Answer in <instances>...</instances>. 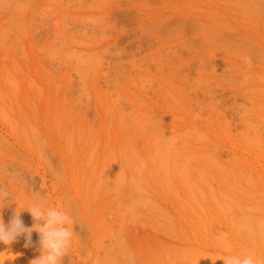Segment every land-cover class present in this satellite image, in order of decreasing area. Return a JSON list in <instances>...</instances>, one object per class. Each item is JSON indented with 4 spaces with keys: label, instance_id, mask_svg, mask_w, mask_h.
I'll use <instances>...</instances> for the list:
<instances>
[{
    "label": "rangeland",
    "instance_id": "rangeland-1",
    "mask_svg": "<svg viewBox=\"0 0 264 264\" xmlns=\"http://www.w3.org/2000/svg\"><path fill=\"white\" fill-rule=\"evenodd\" d=\"M88 60L93 61L89 62ZM85 63L87 64L85 65ZM90 65L91 67H88ZM85 72L86 74H82ZM84 75L88 77L86 78ZM105 96L109 98H107V102L105 101ZM110 96L117 103L113 100L111 101L112 98L110 99ZM112 102L116 104L113 105ZM111 103L113 106H111ZM107 106L109 109L106 108ZM114 106L119 107L116 110L113 109L115 113L119 110L116 114L110 111V108H114ZM119 113L122 116L120 115L119 117ZM67 117L70 118L68 119ZM118 117H122L121 121H119ZM73 123L74 125L77 123V125L74 126ZM70 124L72 125L71 127ZM137 124L141 126L138 129L135 128V126L139 127ZM78 125L80 127V129L78 128L79 132L86 129L84 132H86V135L88 134L87 138H84V132L78 135V130H75ZM73 126L74 129L71 130L70 128H73ZM185 127L192 131L195 129L196 135H193L194 132H192L193 137L190 136V131L186 133V135L189 133V137L184 136L183 131L186 130ZM66 129L70 130L71 142L68 138L70 134L67 133ZM126 133L128 136H126ZM136 133L138 134V139L137 137L133 138L137 135ZM121 134L124 135V138ZM247 134L250 135L251 139ZM65 135H67L68 140H66ZM90 135L95 140V137L97 139L101 138L100 140H96L98 141L96 143L93 140V144L97 145L98 148H92V141H90L92 139L89 140ZM177 135L180 138H175ZM205 135L206 138L203 137ZM79 136H81L82 140ZM110 136L112 138L108 139ZM113 136L116 138L113 139ZM119 137L120 139L123 138V140L127 139L125 137H129L127 140L128 144H121L123 140H120ZM139 137L141 141L138 142ZM252 138L254 142H257L258 139L261 141L262 138L261 142L258 141V144L256 143L259 146L254 145L255 143H253ZM130 139L132 141L134 139V141L132 142ZM198 139L199 142L201 140L200 143ZM184 140H187L186 142L190 141V144L185 143L187 146L184 145ZM250 140H252L251 143L253 145H250ZM105 141L112 145V147H115L111 149L112 151L114 150L116 158H120L118 156L120 153H117L118 148H121L119 145L122 148L127 145L124 149L125 151H129V147L130 150L133 149L128 154L124 150L122 151V148L120 149L121 152H124V155H128V158L123 159V163L120 162L121 164L117 162L119 158L116 159V163L120 165H118L119 167L114 165L113 161L115 158L112 160L114 155L110 153V145L106 144L108 147L103 146ZM85 142L87 143L85 144ZM204 143L206 144L204 145ZM89 145L90 149L93 150L92 152L87 147ZM103 147L106 148L104 149ZM94 148H96V151ZM154 148L158 152L161 148H163V152L165 151L163 153L161 150L160 153H157L155 150L159 155L156 161L158 166L155 164L156 159L151 158L154 157L153 154L157 157L156 153H153ZM164 148L167 150H164ZM179 148L183 150L180 151L178 150ZM134 149L139 150V152H136V154L139 153L137 160H135L136 154L132 153ZM168 150L172 153H170L172 159L170 161L168 160V153L170 152ZM177 150L184 154L187 152L188 156L194 154L193 158H196V155L200 153H204V156H206L208 154L205 155V153H209V151L210 155H213L211 151L215 150L214 152L217 156L214 154L213 158L216 156L218 159H214L213 161L212 156L209 158L213 164H211L209 159L208 161L203 158L204 156L201 158L198 156V159L208 161L211 165H207L209 167L206 166L208 169L210 167H217L216 169H219L218 173L216 169L213 168L211 170L210 168L211 173H216L214 175L211 174L210 179L202 176V173L198 172V174H201L199 176L201 178L205 177L206 181L210 180L213 184V189L220 186L219 189L216 188V191H224L226 188L237 191L236 188L239 186H237L236 181L240 179V174L238 175L236 171L240 170L239 168H243L242 166L246 167V170L243 168L244 170L241 169L238 172L243 173L245 171L248 176L249 173L253 174V176L251 174L253 188L251 184V186L248 185L249 181L247 186L245 185L248 178L245 180L246 174L244 173L245 176L242 174L244 177L241 175L242 179H244L241 180L246 183L243 182L242 185L240 180V187L243 190L248 187V189L244 190L245 193L247 190L249 193L251 192V194L254 193L255 195L252 194L253 197L251 198L248 192L245 195L243 191L244 196L241 198H248L250 202L243 198L244 200H242L245 202L241 200V204L244 203L246 205L243 204L244 207H242L238 203L237 207L241 209L238 210L237 208L235 211L239 214L240 212H244L242 211L243 208H245L243 209L246 210L245 212L248 211L249 213L251 211L253 216L247 214L250 217L252 216V223L254 222L253 217L255 213L257 215L260 213L258 210L262 206L264 207V0H0V218L3 219L5 225L10 223L17 209L18 211H22L20 218L24 222V225L31 227L33 224L32 216L25 209L33 204V198L38 195L49 206L66 212L74 222L71 247L68 250L67 256L62 259L61 264H190L193 258H196L194 260L197 262L194 263L193 261L194 264H203V262L205 264L203 259L209 258V256L204 258V256L200 255L203 258L201 259L200 256L198 258L196 256L200 254L198 250H201L204 254L207 252L205 250L211 251V254H217L218 252V255L215 257L220 262L222 259H219L223 256L245 254L247 252L244 249L251 247L253 248L251 250L255 251L256 249L257 251L252 253L250 250L251 252L249 253L264 259V241L260 240L264 234L259 229L260 227H264V220H262L264 219V208L261 209L263 210L262 215L260 214L262 219L259 214L257 217H254L257 221L258 217L260 218L259 222H254L255 225L256 223L259 224L254 225L258 227L256 229L258 231L255 230L249 219L244 218V220H240L238 218L237 220L244 221V223L246 219L251 225L243 223L246 226L242 230L244 233L246 230L248 235L244 234L243 231L242 234L239 233L240 231L236 234L238 227L235 229V226L239 222L237 225H234L235 222L232 223L234 225L232 228L235 231H228L229 233L227 232L228 234L226 235L227 240H224L225 244L227 243L229 247L228 250L222 246L224 242L222 244H220L221 241L217 243L220 239L217 238L218 240L216 241V238H214L219 234L217 235L216 233L215 235L217 236L211 235L214 233L212 230V233L210 231L206 233L210 230V228H207V230L206 227L204 228L207 231L203 232L204 229L202 230L201 228L203 224L199 225L203 234L197 233L199 231L197 229L195 232V223H198L199 218L202 216L204 218L207 217L201 213H204L205 210L208 213L209 204L213 202L212 200H207V193L209 192V195L213 197L216 193L213 191L212 194H215L212 195L210 191L206 192L205 189L207 197L204 194L205 192H203L204 201H209V203H205L209 207H203V212L200 210L203 203L200 192V199L198 198L199 195H197V198L202 203L196 201L195 199L197 198L194 197V200H189L190 203L194 201L192 205L195 202L200 204V208L194 204L197 207H194L196 208L194 211L198 212L200 210L198 213L201 212V217L200 214L198 217V214L193 212V208H190L191 204L189 206L187 198H185L187 201L183 199L188 192V190H185L186 194L184 196L183 192H181V190L185 189V183L183 184L181 181L178 182L176 180L185 178L184 180L189 182L192 179H190L189 175V178L183 177V172H186L188 169V165L186 164L191 166L192 164L190 163H194L192 161L193 158L190 156L192 158L190 160L189 158L179 157V152H177L179 154L175 157ZM88 151L93 153L94 157ZM107 151H109L108 154ZM151 151L153 153H151L152 156L147 157V154ZM87 153L92 159L86 158ZM97 153L99 154L97 155ZM109 154L112 157L110 162L109 159H106L109 158ZM131 155H133V160L136 162L141 161L140 164L134 161V164L131 165L129 163ZM140 157L145 162V166L142 160L138 159ZM177 157L182 158L184 161L179 158L178 161ZM82 158L84 159L82 160ZM123 158L126 157L123 156ZM150 158L154 161L151 165L148 163L149 160L151 161ZM164 158L170 164L172 161L176 162L171 165L167 164L170 167L172 165L177 166L178 161V165L181 164L182 166L179 168L181 170L178 169L176 174L182 171L180 176H183H179L178 178L175 175L174 177L173 173L167 170L170 167L162 162ZM86 159L87 163L89 162V168L87 167L88 164L85 163ZM100 159L102 160L100 161ZM158 159L161 161L158 162ZM105 160L106 162L108 161L107 164L109 163L107 166ZM124 160H127V164L131 165L129 166L130 168L127 165L125 166L126 161ZM187 160H190L189 163ZM218 160H220V163H218ZM111 161L113 165L109 168L108 166H110ZM120 161H122L121 158ZM168 161L165 162L168 163ZM195 161L198 160L196 159ZM205 161L203 160L204 164H206ZM221 161L224 165L221 164ZM93 163L96 164L95 168L91 166ZM233 163H239L240 167H237L239 165ZM101 164L109 168L108 176H103L105 179L101 177L102 172H100L98 178L97 174L99 172L92 173L94 169L98 171L102 167ZM122 164H124L123 168L126 170L124 173L121 170L122 168H120ZM154 164L159 168L165 164L166 166L163 167H167V169H164L170 173L162 169L163 167L160 170L153 166ZM214 164L216 167L213 166ZM219 164L221 165L219 166ZM83 165H86V167L84 166L86 168L84 170L85 174H81L83 172ZM135 165L136 167L133 170L132 168ZM140 165L141 167L143 165L145 168L150 165L147 167L148 171H150L149 167L152 166V173L154 172L153 167H155L158 171L160 170L159 174L157 175L156 169V175L154 173V175H151L149 174L150 172L145 171L147 168L142 169L143 167L141 168ZM196 165L194 166L196 167ZM194 166L192 169H194ZM222 166L224 167L222 168ZM225 166H230L232 169L228 167V169H231L228 170ZM104 167L102 168L106 169ZM183 167L185 170H183ZM91 168L93 169L91 170ZM111 168L114 169L111 170ZM191 168L189 167L188 173H191ZM197 168H195V171H197ZM220 168L224 172L227 170L231 172H229L230 174H225L222 171L223 177L221 176V172H219ZM135 169L139 174L142 170L140 176L143 177V174L147 175L148 178L145 177L147 179L146 185V179L143 181L142 177L139 178L141 179L139 181L140 184L138 182L135 184L136 181L133 183L130 181V178L134 181V177L137 176ZM175 169L177 168L174 166ZM203 169L200 170L198 168V171L200 170L201 172ZM208 169L206 171H209ZM114 170H117V172ZM174 170L172 171L174 172ZM112 171L115 174L117 173L118 176L115 174L114 176L120 181L115 179V177H113L114 180L110 181V176L113 175ZM161 171H163L162 174H166V172L170 174L169 180L171 178V182L168 183L171 188H177V185H179L177 189L179 193H182L183 198H181V195L179 198L176 192L173 194V189H169L170 192L166 186L167 183L166 185L162 184L161 180L164 178V175H161ZM103 173L106 174V171L103 170ZM123 174L126 177L129 175L128 179ZM227 174L230 176L233 174L234 176L230 177ZM160 175L162 178H160ZM206 175H210V173H206ZM138 176L137 179L135 178L136 180H139ZM107 177L109 183L108 181L106 182ZM253 177L255 178L253 179ZM201 178H199L200 180L198 178V180L195 179L198 181L195 183L205 181V178L203 180ZM219 178H223L221 179L223 182ZM103 179L108 185H105ZM125 179L129 180V184L131 183L132 185L128 184L129 187L128 185L126 186L127 181ZM154 179L161 180L156 182ZM183 179L181 180L183 181ZM97 180L100 182L96 184ZM195 180L187 182L188 185L191 182L194 183ZM216 181L219 183H216ZM110 182L111 185L113 184L112 187ZM231 182L236 185H232ZM179 183L184 188L180 189L181 185ZM222 183H226L224 184L225 186ZM95 184L99 186L94 187ZM148 184L151 186H148ZM207 184H209V181ZM230 184L233 188L230 187ZM143 185L145 186L143 187ZM200 185L198 184L196 187L198 188ZM131 186L133 188L138 187V190L140 189L143 193L138 192V190L132 191L133 188ZM212 186H208V188ZM221 186H224V188L221 189ZM109 187L111 188L109 189ZM166 187L167 190L165 189ZM200 187L199 189H201ZM141 188L149 191L146 192L145 189L142 190ZM164 189L167 193L163 191ZM177 189L175 190L177 191ZM190 189L192 191V188ZM238 189V192H240V188ZM194 190L192 193H198V190ZM150 191L151 193L148 195ZM221 191L219 192L221 193ZM144 193L151 196L152 199ZM189 193L191 194V192ZM222 193L221 196L225 195L224 192ZM236 193L235 197L238 196ZM135 194L137 195L134 196ZM140 194H144L145 197ZM190 194H188L190 197L196 195ZM241 194L239 193V196ZM4 196L9 198L7 204L3 200ZM226 196H223L222 199L226 198ZM139 197L141 200L138 199ZM235 197L232 200L234 199V202H238V198ZM135 198H137L138 203ZM218 198L219 195L217 198H212L213 200L215 199L212 205L214 208L212 206L213 209L209 208V213L210 209L213 210V216L215 213L218 214L219 208L225 205L224 203H227H223L222 201L220 203L219 198V210L217 209L218 212H214L217 208L215 202ZM148 199H151V202ZM156 199L160 203H156L157 201H154ZM180 200L182 202L179 203ZM227 201L229 202V200ZM184 202H187L185 204L189 206L188 208L187 206L183 208ZM136 203L138 207L135 206ZM257 203L262 206L259 208ZM155 204H159L160 208L163 206L164 211L165 209L168 211L169 214L167 211L165 213L168 214V218H171V221L174 217L173 222L175 224L172 225L173 223L171 222V225L170 223L169 225L172 227L171 229L176 230L175 233L171 232V229H169L171 230V235L170 233L168 234L169 231L167 229V231L164 230L167 233L163 232L162 229L165 228V224H168V220H164L166 221L165 223L163 218H167V215H160L163 211L158 208L159 212L162 211L159 213ZM232 204L237 205V203ZM248 204L252 205L247 207L249 206ZM202 206H204V203ZM227 206H230V204H226V207L223 206L222 208H228ZM254 206H257L258 210L256 209L255 211ZM222 208L221 210L225 211L226 215L230 213V208H228L229 212ZM251 208L253 209L251 210ZM233 211V214H230L231 216H235L236 214ZM182 212H187V215L184 213L183 215ZM225 212L217 216L221 217ZM247 214L245 217H248ZM211 215L212 213L208 215L211 217V222L206 224L214 223V225L216 224L215 227L219 229L220 227L218 228V224L215 222L223 217L219 219L215 215V221L213 219L212 222L213 216ZM155 216H159V218L157 217L159 219L158 222H156ZM241 216L239 217L241 218ZM203 217L201 219H204ZM210 217L207 218L209 219ZM160 219L164 225L159 223ZM196 219L199 220L197 221ZM226 219L224 217L218 223L222 226V220L225 221ZM233 219H231V222L234 221ZM204 221L207 222V220ZM226 221L223 222V227L227 231L229 226L226 229V225L229 222L224 226ZM202 222L203 220L200 223ZM181 224L189 231L183 230L184 234L186 231L187 234L189 233L188 235L185 234L188 237H183L182 230L179 231V227L180 229L182 227ZM160 226L164 228L160 229ZM199 226L197 227L198 229ZM189 229L194 231L192 232ZM214 231L218 232L216 229ZM222 232L223 230L221 229ZM256 232L263 235L260 236ZM181 233L182 239H180V236H177ZM223 233L226 234L225 231ZM239 234L241 237L243 234L244 236L240 238ZM245 235L252 237L254 235L253 238H256L254 240L252 237L245 238ZM199 236L201 237L200 239ZM196 237L198 241L195 240ZM183 238L186 239L184 240ZM207 238H210V240ZM244 238L248 239L247 241H250L253 246L251 243L245 242ZM202 239H204V242ZM229 240L232 244H229ZM255 240L258 243L256 248H254L256 245ZM183 241L187 246L192 245L193 247L192 249V247L184 245L187 249H192H189L188 252L185 251L187 255L184 253V256L182 254L184 252L182 248ZM25 243L24 236L18 237L10 245L0 243V264H30L33 259L41 255L39 234L37 232L32 233V243L28 247H25ZM242 243L248 244L244 246V251H240ZM175 244L177 247L179 244L182 245L178 248L179 250L183 249L182 253L177 250ZM194 244L196 246H193ZM173 245L176 247L175 251L177 250L176 252L180 253L169 250V247L172 248ZM233 247L235 249L232 251ZM259 247L260 249H257ZM204 248L205 250H202ZM230 248L232 249L230 250ZM215 250L217 251L216 253ZM236 250L240 252L235 253ZM167 251L169 252V257L173 252L170 258L174 260V263L165 255ZM190 253H195V257L189 258ZM208 254L210 255V252ZM200 260H203V262ZM210 260L212 259L209 258L207 261L211 262ZM207 261L206 263H208ZM216 261L215 263H218Z\"/></svg>",
    "mask_w": 264,
    "mask_h": 264
},
{
    "label": "bare ground",
    "instance_id": "bare-ground-1",
    "mask_svg": "<svg viewBox=\"0 0 264 264\" xmlns=\"http://www.w3.org/2000/svg\"><path fill=\"white\" fill-rule=\"evenodd\" d=\"M82 60H83V59H82ZM88 61H89V60H88ZM92 61H93V60H92ZM92 61H89V62H92ZM77 63H78V62H77ZM81 63H82V62H81ZM81 63H80V64H81ZM83 63H84V62H83ZM94 63H96V62H94ZM86 64H87V63H85V65H86ZM81 65H82V64H81ZM85 65H84V66H85ZM88 65H89V64H88ZM92 65H93V64H92ZM97 65H98V63H97ZM97 65H96V66H97ZM82 67H83V66H82ZM86 67H87V66H86ZM88 67H91V65L88 66ZM79 68H80V67H79ZM95 68H96V67H95ZM80 69H81V68H80ZM89 70H90V69H89ZM91 72H92V71H91ZM82 74H86V72H85V73H82ZM87 75H88V74H87ZM87 75H84V76L87 78V77L89 76V75H88V76H87ZM84 76H83V77H84ZM93 76H94V75H93ZM93 76H91V77L93 78ZM91 77H90V78H91ZM97 92H98V91H97ZM102 93H103V92H102ZM102 95H103V94H102ZM104 95H105V94H104ZM113 97H114V96H113ZM104 98H106L105 101L109 99V98L106 97V96H105ZM107 98H108V99H107ZM111 98H112V96H110V99H111ZM114 98H115V97H114ZM100 99H101V98H100ZM112 100H113L114 102H116L115 99L112 98L111 101H112ZM106 102H107V101H106ZM112 103H113V102H112ZM112 103H111V106L115 105L117 102H116V103H113V105H112ZM102 104H103V103H102ZM104 104H105V102H104ZM109 106H110V105H109ZM106 108H108V106H107ZM116 108H117L116 106H114V108L111 107V108H110V111L113 113V112H114L113 109L116 110ZM118 108H119V107H118ZM118 108H117V109H118ZM104 109H105V108H104ZM108 109H109V108H108ZM106 111H108V110H106ZM118 112H119V110H118ZM118 112H116V113H118ZM114 113H115V112H114ZM116 113H115V114H116ZM120 113H121V112H120ZM120 113H119V115H118L119 117H120V115H121ZM121 116H122V115H121ZM119 117H118V118H119ZM67 118H68V117H67ZM69 118H70V117H69ZM69 118H68V119H69ZM65 119H66V118H65ZM120 119H122V117L119 118V121H121ZM125 119H126V118H125ZM70 120H71V119H70ZM182 120H184V119H182ZM67 121H68V120H67ZM124 121H125V120H124ZM183 122H185V121H183ZM64 123H65V122H64ZM67 123H68V122H67ZM118 123H119V122H118ZM122 123H123V122H122ZM124 123H125V122H124ZM59 124H60V123H59ZM79 124H80V123H79ZM127 124H128V123H127ZM138 124H140V123L138 122ZM138 124H137V125H138ZM142 124H143V123H142ZM60 125H61V124H60ZM63 125H64V124H63ZM73 125H74V123H73ZM76 125H77V123H76L74 126H76ZM140 125H141V124H140ZM140 125H138L139 127H136V126H135V128H137V129L140 128V127L142 126V125H141V126H140ZM71 126H72V125L70 124V127H71ZM74 126H73V128H70V129H71V130L74 129ZM66 128H67V127H66ZM78 128L80 129L79 125H78L77 129H75L76 131L78 130L77 132L80 131ZM83 128H84V127H83ZM142 128H143V127H142ZM137 129H136V130H137ZM185 129H186V130L183 131V132H184L183 135L186 136V137H189V136H188L189 133L186 135L187 132H190V131H191V132H190V133H191L190 136H192V132L195 131V129L192 131V130H189L188 128H186V127H185ZM187 129H188V130H187ZM191 129H192V128H191ZM59 130H60V129H59ZM59 130H58V131H59ZM63 130H64V129H63ZM66 130H67V129H66ZM81 130H82V129H81ZM84 130H86V129H83L82 132H84ZM90 130L92 131V129H90ZM139 130H140V129H139ZM58 131H57V132H58ZM69 131H70V130H67V133H68V134H70ZM91 131H90V132H91ZM72 132H73V131H72ZM82 132H79L78 135H79L80 133H82ZM93 132H95V131H93ZM136 132H138V131H136ZM139 132H140V131H139ZM84 133H85V134H84ZM84 133H83V134L85 135L84 138H85V137L87 138V135H88V134L86 135V132H84ZM119 133H120V132H119ZM181 133H182V132H181ZM181 133H178V134H181ZM58 134H59V133H58ZM73 134H74V133H73ZM108 134H109V133H108ZM126 134H127V133H126ZM136 134H137V133H136ZM139 134H140V133H139ZM176 134H177V133H176ZM76 135H77V133H76ZM81 135H82V134H81ZM94 135H95V134H94ZM121 135H123V134H121ZM121 135H120V137H121ZM140 135H143V134H140ZM193 135H196V133L194 132ZM65 136H66L65 138H67V135H65ZM72 136H73V135H72ZM74 136H75V135H74ZM91 136H92V135H90L89 140L92 139ZM108 136H109V135H108ZM126 136H128V134H127ZM129 136H130V135H129ZM207 136H208V135H207ZM247 136H249V138H250V135H249V134H247ZM258 136L260 137V135H258ZM258 136H256V137H258ZM79 137L81 138V136H79ZM79 137H78V139H80ZM104 137H105V136H104ZM120 137H119V139H120ZM122 137L124 138V135H123ZM130 137H131V136H130ZM136 137H137V139H138V134L135 135V137H133V138H136ZM140 137H141V136H140ZM140 137H139L138 142L141 141ZM192 137H193V136H192ZM192 137H190V138L192 139ZM203 137L206 138V135L203 136ZM203 137H201V138H203ZM259 137H258V138H259ZM59 138H60V137H59ZM62 138H63V137H62ZM68 138H69V141L71 142V141H72V140H71V139H72V138H71V134L68 135ZM68 138H67L66 140H68ZM75 138H77V137H75ZM84 138H83V139H84ZM95 138H96V140H100V139H101L100 137H99L100 139H97V137H95ZM107 138H108V137H107ZM110 138H112V137L110 136L108 139H110ZM114 138H116V137L113 136V139H114ZM123 138L120 139V140H123ZM125 138H127V139H126V140H123V142L119 141V142H121V144H123V145H124V143H125V144H128L127 140L129 139V137H125ZM175 138H180V136L177 135V137H175ZM181 138H182V136H181ZM201 138H199V139H201ZM119 139H118V140H119ZM131 139H132V138H131ZM131 139H130V141H132ZM137 139H136V140H137ZM187 139H188V138H187ZM199 139H198V142H199ZM208 139H209V137H208ZM245 139H247V137H245ZM250 139H251V138H250ZM259 139H260V138H259ZM259 139H258V141H260ZM66 140H65V141H66ZM73 140H74V139H73ZM81 140H82V138H81ZM81 140H80V141H81ZM93 140H95V139L90 140V141H92V145H93L92 148H93V147L98 148L97 145L95 146V145L93 144ZM96 140H95V143L98 142V141H96ZM103 140H104V139H103ZM105 140H106V138H105ZM136 140H135V141H136ZM142 140L145 141L143 138H142ZM182 140H183V139H182ZM204 140H205V139H204ZM204 140H203V141H204ZM252 140H253V138H252ZM252 140H250V145H251V144L253 145V143H255V144H254L255 146H259V145H256V143H257L258 141H257V142H256V141L254 142V140H253V143H251ZM256 140H257V139H256ZM69 141H66V142H69ZM77 141H79V140H77ZM84 141H85V140H84ZM114 141L116 142V140H114ZM124 141H125V142H124ZM130 141H129V142H130ZM133 141H134V139H133ZM133 141H132V142H133ZM173 141H174V140H173ZM173 141H172V142H173ZM175 141H176V140H175ZM186 141H187V140H186ZM186 141L184 140L183 143H184V145L187 146V144H185V143H189V144H190V141H189V142H186ZM246 141H247V140H246ZM261 141H262V138H261ZM261 141H260V142H261ZM70 142H69V143H70ZM73 142H74V141H73ZM110 142H111V141H110ZM132 142H130V144H132ZM198 142H197V143H198ZM200 142H201V140H200ZM200 142H199V143H200ZM247 142H248V141H247ZM86 143H87V142H85V144H86ZM99 143H100V142H99ZM104 143H105V145H104ZM104 143H103V146L108 147L107 145H110L107 141H105ZM134 143H135V142H134ZM136 143H137V141H136ZM141 143H142V142H141ZM141 143H140V144H141ZM176 143H177V142H176ZM191 143H192V141H191ZM89 144H90V143H89ZM106 144H107V145H106ZM112 144H113V143H112ZM130 144H129V145H130ZM189 144H188V145H189ZM202 144H203V142H202ZM202 144H201V145H202ZM205 144H206V143H204V145H205ZM247 144H248V143H247ZM257 144H258V143H257ZM259 144H261V143H259ZM100 145H101V143H100ZM118 145H119V144H118ZM204 145H203V146H204ZM85 146H86V145H85ZM119 146L122 148L121 145H119ZM119 146H118V147H119ZM126 146H127V145H126ZM126 146H123L124 148H122V151L126 148ZM186 146H185V147H186ZM87 147H89V149L91 148L90 145L87 146ZM106 147H105V148H106ZM109 147H110V149H111V148H113V149L115 148V147H112V145H110ZM118 147H117V148H118ZM204 147H206V146H204ZM208 147H209V146H208ZM250 147H251V146H250ZM96 148H94L95 151H96ZM103 148H104V147H103ZM103 148H102V149H103ZM105 148H104V149H105ZM121 148H120V149H121ZM158 148H159V147H158ZM80 149H82V148H80ZM80 149H79V150H80ZM120 149L118 148V150H117L118 152H117V153H118V154L120 153V155H118V156H120V158L122 159V161H120V158L118 157L119 160H117V162H118V163H120V162L123 163V159H127V158H128V157H127L128 155H127V156H126V154L124 155V154H123L124 152H121ZM135 149H136V148H135ZM135 149H134V151L132 152V153H134V154H136V152H139L138 149H137L138 151L135 150ZM186 149H188V148H186ZM213 149H214V148H213ZM258 149H259V147H258ZM90 150H91V152L93 151L92 149H90ZM90 150H89V151H90ZM119 150H120V152H119ZM132 150H133V149L130 150V147H129V151H130V153H131ZM155 150H156V148H154V150H153L154 152H153V153H156ZM161 150H162V152H163V148H161L160 151H161ZM164 150H167V149L164 148ZM178 150L181 151V150H183V149H180V148H179ZM178 150H177L175 153H177V152L180 153V151H178ZM208 150H209V149H208ZM84 151H85V150H84ZM84 151H83V152H84ZM89 151H88V152H89ZM95 151H94V152H95ZM97 151H99V150L97 149ZM113 151H114V150H113ZM113 151H112V149L110 150V153L114 155L113 159H112V157H110V154H109V156H108L109 158H106V157H105V158H106V159H109V162H110L111 159L114 160V158H115V160L113 161V162H114V165H116V167H119L120 165H119L118 163H116V159H118V158H116L117 156H115L116 154H114L115 152H113ZM124 151H125V150H124ZM129 151L127 150V151H125V152H127V154H128ZM156 151H157V150H156ZM160 151H159V152L157 151V153H160ZM169 151H170V150H168V152H169ZM185 151H186V150H185ZM185 151H183V152H185ZM214 151H215V150H214ZM214 151H211V154H213V155H210V151H209V153H205V155H206V154L210 155V157H208V155H206L208 158H207L206 156H204V153H202V154H201V153H200V154H197V155H196L197 157L195 156L196 158H193V157H194V154H192L193 156L189 154L193 159H192L190 156H188L187 152H186L185 154H184V153H180L179 157L181 156L182 158H185V159H187V158H189L190 160L192 159V161H193L195 164H194V163H190V164H192L193 166L197 164L196 167L194 166V169H192V168H193L192 165H191V166H192V168H191V166H190L189 164H186V165H188V166H187L188 169H187L186 172H183L184 176H183V175L180 176V174H182V171H180L179 174H176L177 170H178L179 168H181V166H182L181 164L178 165V164H179V162H178L179 159L183 160L182 158L177 157V158H176V159L178 160V161L176 160V161H177V166H176V165H172V166L170 167V165H171L172 163H173V164L176 163V162L174 163L173 161L171 162V164L169 163V161L172 160L171 157H170L171 154H172L171 151H170L169 153L166 152V153L169 154V155H168V156H169V158H168L169 161H168V160H165V158H164V161H162V162H164L166 165H167V164H170L169 166L167 165V166L170 167V168L167 169V167H166V168L163 167V166H166L165 164H164L163 166H161V168L163 167L162 169L165 168V169L169 170L170 172L173 173L174 177H175V175H177L178 178H179V176H180V177L183 176V177H187V178L190 177V179L192 178L193 180H195V179H197V178L199 179V178H201V177H199V176H201V174H198V172H199V173H202V174H203L202 176L208 177V178L210 179V178H211L210 176H212L211 174H213V173H211L212 171L210 172L209 169L211 168V170H213L214 167H213V168L210 167V168L208 169L207 167H209V166H207V165H210L208 161L210 160L209 158H211V156H212V158L214 157V154H215ZM75 152H76V151H75ZM91 152H89V153H91ZM108 152H109V151H107V154H108ZM162 152H161V153H162ZM164 152H165V151H164ZM164 152H163V153H164ZM213 152H214V153H213ZM95 153H96V152H95ZM103 153H104V152H103ZM140 153H141V152H140ZM151 153H152V151L149 152V153L147 154V157H148V156L151 157L152 154H153V153H152V154H151ZM157 153H156L157 157L155 156V154H153L154 157H151L152 159H153V158L156 159V160H155V164H156L157 158L159 157V155H158ZM163 153H162V155H163ZM170 153H171V154H170ZM179 153L175 154V157H176ZM82 154H83V153H82ZM82 154H81V155H82ZM91 154H92V156L94 157V154H93V153H91ZM98 154H99V153H97V155H98ZM101 154H102V153H101ZM107 154H106V152H105V156H106ZM121 154H122V155H121ZM134 154H133V155H134ZM84 155H86V154H84ZM133 155H131V156L129 157V160H130L129 163H130L131 165H133V164H134V161L137 160V157L139 156V153L136 154V156H135V157H136L135 160H133V157H132ZM173 155H174V153H173ZM182 155H183V156H182ZM215 155L217 156V154H215ZM87 156H88V157H87ZM92 156H91V157H92ZM123 156L126 157V158H123ZM163 156H165V154H164ZM186 156H187V157H186ZM198 156H199L200 158H201L202 156H204L203 158H205L206 160H208V159H209V160H208L207 162L205 161V159H201V160H200V159H198ZM216 156H215V158H213V161H214V159H215V160L218 159ZM102 157H103V155H102ZM102 157H101V158H102ZM238 157H239V156H238ZM86 158H90L89 155H88V153H87V155H86ZM97 158H98V156H97ZM151 158H150V159H151ZM161 158H162V157H161ZM178 158H179V159H178ZM83 159H84V158H82V160H83ZM90 159H92V158H90ZM102 159H103V158H102ZM102 159H100V161H101ZM131 159H132V161H131ZM138 159H139V160H140V159L142 160L141 157L138 158ZM145 159H146V158H145ZM152 159H151V161H152ZM162 159H163V158H162ZM196 159H197L198 161H200V162L195 161ZM103 160H104V159H103ZM158 160H159V159H158ZM173 160H174V156H173ZM190 160H189V161H190ZM203 160L205 161L206 164H204ZM262 160H263V157H262ZM88 161H89V159H88ZM95 161H96V159H95ZM124 161H126V164H125V162H124L125 166H126V165H127L128 167L131 166L130 164H127V162H128L127 160H124ZM147 161H148V160H147ZM151 161L149 160V162H148V163H150V165L154 162V161H152V162H151ZM160 161H161V160H159L158 162H160ZM165 161H168V163L165 162ZM183 161H184V160H183ZM189 161L187 160L188 163H189ZM219 161H220V160H218V163H220ZM105 162H106V160H105ZM107 162H108V161H107ZM107 162H106V166L109 164V163L107 164ZM131 162H132V163H131ZM135 162H136V161H135ZM140 162H141V161H140ZM140 162L138 161V162H136V163H137V164H138V163L140 164ZM142 162H143V160H142ZM180 162H181V161H180ZM196 162H197V163H196ZM202 162H203V163H202ZM210 162H211V164H213L212 160H210ZM215 162H216V161H215ZM236 162H237V159H236ZM85 163H86V164L89 163V162L87 163V159L85 160ZM90 163H91V162H90ZM101 163H102V162H101ZM103 163H104V161H103ZM136 163H135V164H136ZM144 163H145V162H143V165H144ZM148 163H147V164H148ZM200 163H202V164H200ZM207 163H208V164H207ZM223 163H225V162H223ZM91 164H92V163H91ZM104 164H105V163H104ZM120 164H121V163H120ZM124 164H122V167H120V168H122L121 170H122L123 173H124V171H126L125 168H123V165H124ZM137 164H136V165H137ZM155 164H154L153 166H155ZM160 164H161V163H160ZM160 164H159V166H160ZM199 164H200V165H199ZM221 164H222V161H221ZM221 164H219V166H220ZM233 164H235V163H233ZM233 164H231V165L233 166ZM236 164H237V163H236ZM236 164H235V165H236ZM93 165H94V166H93ZM93 165H91V166H92L93 168H95L96 164L93 163ZM101 165H102V167L105 166V165L103 166V164H101ZM112 165H113V163H112V161H111V164H110V166H108V167L110 168ZM118 165H119V166H118ZM136 165L133 166V168H132L133 170H134V167H136ZM143 165H142V167H143ZM150 165H148V166H150ZM156 165L158 166V164H156ZM186 165H185V168H186ZM198 165H199V166H198ZM204 165H205V166H204ZM222 165H224V164H222ZM235 165H234V166H235ZM237 165H239V163H238ZM84 166L86 167V165H83V167H84ZM88 166H89V164L87 165V167H88ZM137 166H138V165H137ZM144 166H145V165H144ZM146 166H147V165H146ZM148 166H147V167H148ZM157 166H155V167H157ZM174 166H175V168H177V169H175L176 171L174 170ZM178 166H180V167H178ZM183 166H184V164H183ZM197 166H198V168H199L200 170L203 169V168L205 169V167L207 166L206 169H208L209 171H206V169H205V170L203 169V170L200 172V170L198 171ZM202 166H204V167H202ZM210 166H211V165H210ZM213 166H215V164H214ZM83 167H82V171H83V172H82L81 174H85V171H84V170H85L86 168H85V167L83 168ZM102 167H100V169H99L100 171H99V170L97 171V169H96V170L94 169V170H95V171H94V170H92L93 168H91V170L93 171L92 173L99 172V174H97V178H98V176L100 175V172H102V176H101V177H103V176L106 177V175L108 174V169H109V168H108V167H104V168H106V169H103ZM140 167H141V165H140ZM142 167H141V168H142ZM147 167H146V168H147ZM151 167H152V166H151ZM151 167H149V168H150V171H148V168H147V170H145V171H148V172H150L149 174L154 175L156 169L159 168V167H157L156 169H155V167H153V168H154V172H153L154 174L151 172ZM189 167L192 169V170H191V173H188ZM215 167H216V166H215ZM223 167H224V166H222V168H223ZM225 167H226V166H225ZM228 167L232 169V167H230V166H228ZM228 167H226V169H228ZM237 167H240V165L237 166ZM242 167L244 168V166H242ZM88 168H89V167H88ZM129 168H130V167H129ZM146 168L143 167L142 169H146ZM161 168H159V169L161 170ZM183 168H184V167H183ZM185 168H184L183 170H185ZM195 168H197V171H195V170H196ZM216 168H217V167H216ZM216 168H214V169H216ZM243 168H239L240 170H237V171H236V172L238 173V175L240 174V176H241L243 173L246 174L245 171H244L243 173H242V172H240V173L238 172V171H241V169H243ZM245 168H246V167H245ZM245 168H244V169H245ZM112 169H114V168H111V170H112ZM136 169H137V168H136ZM136 169H135V170H136ZM165 169H164V170H165ZM170 169L174 170V172H173L172 170H170ZM220 169H221V168H220ZM224 169H225V168H224ZM231 169H228V170H231ZM244 169H243V170H244ZM246 169H247V168H246ZM246 169H245V170H246ZM250 169H251V167H250ZM80 170H81V169H80ZM103 170L106 171V174L103 173ZM129 170H130V169H129ZM160 170H159V171H160ZM167 170H165V171H167ZM179 170H181V169H179ZM216 170H217V169H216ZM218 170H219V169H218ZM218 170H217V173H218ZM228 170H227L226 172H224L223 169H221L219 172H221V174H222V171H223V173H225V174L231 172V171L228 172ZM243 170H242V171H243ZM251 170H252V169H251ZM114 171H115V170H114ZM114 171H112L113 175L110 176V177H111V180H110V181H112L113 177H115V179H117L116 176H114V174H115ZM136 171H137V170H136ZM138 171H139V168H138ZM138 171H137V173L134 171V173H136L137 176H138V175L140 176L142 170L140 171V174H139ZM145 171H143V172L145 173ZM152 171H153V170H152ZM159 171H158V169H157V171H156L157 175L159 174ZM165 171H164V173H165ZM193 171H194V172H193ZM203 171H205V172H203ZM110 172H111V171H110ZM115 172H117V170H116ZM119 172H120V170H119ZM143 172H142V173H143ZM162 172H163V171H161V175H162V176L164 175V178H162V176L160 175V178H162V180H161V179H159V180L157 179L158 181L155 180V179H156V178H155L156 176L154 177V178H155L154 180H155L156 182H159V181L161 180V181H162V184H165V185H166V183H167L166 186L168 187V190H169V189H171V190L173 189V190H172L173 194H174V192H176V193L178 194V197L180 198V197L182 196V195H181L182 193H179V191H178V189H177L179 185H177V188H173V187L171 188L170 185H169V183L171 182V181H170L171 178H170V180H169V175H170V174H167L168 171L166 172V174H162ZM170 172H168V173H170ZM178 172H179V171H178ZM252 172H253V171H252ZM130 173H132V172H130ZM172 173H171V175H172ZM185 173H186V176H185ZM195 173H196V175L194 176ZM206 173H208V174L210 173V175H206ZM237 173H236V174H237ZM255 173H256V172H255ZM125 174H126V172H125ZM125 174H123V175H125ZM146 174H147V173H146ZM190 174H193V175H190ZM214 174H216V173L214 172ZM214 174H213V175H214ZM219 174H220V173H219ZM225 174H224V175H225ZM229 174H230V173H229ZM229 174H227V175H229ZM233 174H234V173H233ZM233 174H231V176H230V175H229V176L232 177V176H234ZM244 174H243V175H244ZM251 174H252V173H251ZM251 174L249 173V176H248V174H246L245 180L248 178V179L246 180L247 183H246L245 181H243V182L246 183V184H245L246 186H247V184H248V181H249V184H248V185H250V184L252 185V181H253V180H252V176H253V174H252V176H251ZM115 175H117V173H116ZM131 175H132V174H131ZM133 175L135 176V174H133ZM155 175H156V174H155ZM166 175H168V176H166ZM188 175H189V177H188ZM197 175H198V176H197ZM227 175H226V176H227ZM243 175H242V176H243ZM257 175H258V174H257ZM83 176H84V175H83ZM107 176H108V175H107ZM117 176H118V175H117ZM120 176H121V174H120ZM137 176L134 177V181H132L133 179L130 178V181H131L132 183L136 181L135 184H137V182L140 184L139 181H140L141 179H139V178H141L142 176H140V177L138 176V179H139V180H136V179H137ZM177 176H176V178H177ZM221 176H223V174H222ZM226 176H225V181H226ZM229 176H228V177H229ZM235 176H236V175H235ZM240 176H239L240 179L236 176V178L239 179V180L236 179V180H237V181H236V184H237V186H239V187H237V188L234 187V188H236L237 191H235V189H230V190H229V189H227V188L224 189V191H223V190H222V191H221V190L216 191L217 189L220 188V186L217 185V186H218V187H216L217 189H216V188L213 189L214 187L212 186V185H213L212 182H210V180H207V181H206V178H205V177H204V178H205V181H206V182H205V181H204V182L200 181L199 183L196 184L195 182H198V181L195 180L194 183L191 182V183L189 184L190 186L192 185V187H190V186L188 185V183H189L190 181H193L192 179H191V180H190V179H187V180H190L189 182L187 181L188 183L186 182V180H184L185 178H184V179H183V178H180L179 180H178V179H176V180H177L178 182L181 181V183H183V184L185 183V184H184V185H185V186H184L185 189L181 190V192H183V196L186 194V193L184 192L185 190H188V192L186 191L187 194L184 196V198H183V196H182L181 198H183L184 201H187V200H188V204H189V206H190V204H191L190 208H191V207L193 208V212L197 213V214H198V217H199V214H200L201 212H203V210H204V208H205V206H206L205 203H206L207 201H206V202L204 201V195H203V192H205V189H206V192L210 191L211 194H212L213 191L216 193V194L213 193L212 195H214V194L217 195V194L219 193L218 195H219L220 201H219V198H218V200L216 201L218 204L215 202V204L217 205V208L215 207L216 210H214V212H218V210H219V209L221 210V208H222L223 206L226 207V204H227V205L230 204V206H227L228 208H230V209H229V210H230V213H227V215H226V212H225V211H223V210L220 211V210H219V212H218L219 215H221V213L223 214V212H225V214L221 216V217H223V218L217 216L218 214H216V213L214 214V216L216 215L217 217H216V216H215V217H216V218H219V219H220V218H221V219H224V217L227 218V219H226L227 221L225 220L226 223L224 224V226L227 224V222H229V223L226 225V226H227L226 229L228 228V226H229V228H231V229L228 228L227 231L224 229L225 227H223V222H225L224 220H222V222H221V223H222V226L220 225V223H218V221L220 222L221 219H220V220L217 219L218 221L215 222V223L218 224V225H217L218 228H219V227H220V228L223 227V228H221V229L223 230V232L225 231V232H226V235H227V234L230 232V230H234L232 227H234V225H237L238 222H239L238 225L235 226V229H236V227H238V230L236 229V234H237L238 231H240L239 233L242 234V231L245 229V226H246V225H244V224H246V223H247V225L250 224V223H248V221H246V219H245V223H244V221H243V222L240 221L241 219L244 220V218L249 219V221H251V224H253L252 226H253V227L255 228V230H256L258 227H255V226H256V225H259V224L256 223V225H255L254 222H259L260 218L258 217V221H257V220L254 219V217H257L258 214L260 215L261 213L264 212L263 210H261V209L264 208V207H263L262 205H258L259 203H257V206H258L259 208H260L261 206H262V207H261L260 210H258V209H257L258 207L256 206V207H257V208H256V207L254 206V207H255V211H256V209H257L258 211H260V213H258L257 215H256V213H255V216L253 217V221H254V222L252 223V219H251V217H252L253 215H252L251 211H249V213H248V211L245 212L246 210H243V209H245V208L242 209V211H244V212H240V214L237 213V212L235 211V209L237 210V208H238V207H237V206H238V203L240 204V206L242 205V207H244V205H246V204H244V203H243L244 205L241 204V203H242L241 200H242L243 198H245V197H243V198H241V197L244 196V194L247 195V194L249 193V191H247V190H246V193H245V191H244L245 189H248V187L245 186V187H246V188H245L244 186H242V187L245 188L244 190L240 187V186H241L240 180L242 179V176H241V177H240ZM244 176H245V175H244ZM244 176H243V177H244ZM247 176H248V177H247ZM250 176H251V177H250ZM101 177H99V178L101 179ZM104 177H103V178H104ZM110 177H109V178H110ZM124 177L128 179L129 175H128L127 177H126V175H125ZM145 177L148 178L147 175L145 176V174H143V177H142V178H143V181H144V179H146ZM151 177H152V176H151ZM158 177H159V176H158ZM166 177H167V180H166ZM194 177H195V178H194ZM216 177H217V176H216ZM223 177H224V176H223ZM135 178H136V179H135ZM204 178H201V180H203ZM208 178H207V179H208ZM213 178L215 179V177H213ZM213 178H212V179H213ZM254 178H255V177H253V179H254ZM100 179H99V180H100ZM104 179H105V178H104ZM104 179H103V181H104ZM122 179H123V178H122ZM131 179H132V180H131ZM151 179H152V178H151ZM163 179H165V180H163ZM174 179H175V178H174ZM181 179H183V181H182ZM198 179H197V180H198ZM214 179H213V180H214ZM221 179H223V178H221ZM221 179L219 178V180H221ZM229 179H230V178H229ZM232 179H233V178H232ZM243 179H244V178H243ZM243 179H242V180H243ZM257 179H258V178H257ZM113 180H114V179H113ZM117 180H119V179H117ZM125 180H126V179H125ZM125 180H123V181H125ZM154 180H152V181L154 182ZM168 180H169V181H168ZM172 180H173V179H172ZM199 180H200V179H199ZM234 180H235V177H234ZM242 180H241V182H242ZM259 180H260V179H259ZM97 181H98V180H97ZM107 181H108V177H107L106 182H107ZM119 181H120V180H119ZM126 181H127V182H126ZM126 181H125V182L127 183V184H126V186H127V185L129 184V182H128L129 180H126ZM149 181H150V180H149ZM164 181H165V183H163ZM174 181H175V180H174ZM184 181H185V182H184ZM208 181H209V184L206 185V183H207ZM221 181L223 182V180H221ZM221 181H220V182H221ZM230 181H231V180H230ZM232 181H233V180H232ZM250 181H251V182H250ZM99 182H100V181L96 182V184L99 183ZM115 182H116V180H115ZM168 182H169V183H168ZM172 182H173V181H172ZM201 182H202V183H201ZM217 182H218V181H216V183H217ZM234 182H235V181H234ZM237 182H238V183H237ZM243 182H242V185H243ZM104 183H105V181H104ZM104 183H103V186H104ZM108 183H109V181H108ZM108 183H105V185H106V184L108 185ZM123 183H124V182H123ZM146 183H147V179H146L145 185H146ZM148 183H149V182H148ZM181 183H179V184L181 185ZM210 183H211V185H210ZM218 183H219V182H218ZM229 183H230V182H229V180H228V184H229ZM232 183H233V182H231V184H232ZM96 184H95L94 187H98V186H99V185H96ZM118 184H119V183H118ZM130 184H131V183H130ZM130 184H129V185H130ZM149 184H150V183H149ZM149 184H148V186H151V185H149ZM151 184H152V182H151ZM157 184H158V183H157ZM193 184H194V186H195V190H194V186H193ZM198 184H199V185L201 184V185H200L201 187L199 186L201 189H199V187H198V188L196 187V185L198 186ZM224 184H226V183H224ZM224 184L222 183V185H224ZM231 184H230V187H231ZM236 184H232V185H236ZM110 185H111V182H110ZM129 185H128V187H129ZM131 185H132V184H131ZM145 185H143V187H144ZM160 185H161V182H160ZM165 185H164V186H165ZM187 185H188V186H187ZM205 185L207 186V188H208V186H212L211 188H212L213 190H212L210 187L208 188V189H209V190H208L207 188H205V187H206ZM251 185H250V186H251ZM112 186H113V184L111 185V187H112ZM164 186H163V187H164ZM186 186H187V187H186ZM202 186H205V187H202ZM224 186H225V185H224ZM224 186H223V187L221 186V189H223ZM226 186H227V185H226ZM111 187H109V189H110ZM131 187H132V186H131ZM131 187H130V188H131ZM141 187H142V186H141ZM167 187L165 188L166 190H167ZM180 187H181V188H180ZM180 187H179L180 189L184 188V187H182V185H181ZM188 187H189V188H192V191H191V189L189 190ZM230 187L228 186V188H230ZM254 187H255V186H254ZM106 188H107V186H106ZM116 188H117V187H116ZM132 188H133V187H132ZM135 188H136V189H135ZM139 188H140V187H139ZM152 188H153V186H152ZM155 188H156V187H155ZM186 188H187V189H186ZM202 188H203V189H202ZM231 188H233V187H231ZM238 188H240V192H238V191H239ZM252 188H253V185H252ZM102 189H103V188H102ZM141 189H142V188H141ZM144 189H145V188H144ZM144 189H142V190H144ZM165 189H164L163 191H166ZM175 189H177V191H176ZM180 189H179V190H180ZM210 189H211V190H210ZM241 189H242V191H241ZM249 189H250V188H249ZM99 190H100V189H99ZM106 190H107V189H106ZM130 190H131V189H130ZM130 190H129V191H130ZM134 190H138V187H134L132 191H134ZM145 190H146V189H145ZM154 190H155V189H154ZM154 190H153V192H154ZM174 190H175V191H174ZM193 190H194V191H197V190H198V191H197L198 193L195 192V194H196V195H195L194 193H192ZM201 190H203V191H201ZM225 190H226V191H225ZM233 190H234V191H233ZM251 190H252V189H251ZM251 190H250V191H251ZM253 190H254V189H253ZM103 191H104V190H103ZM129 191H128V192H129ZM132 191H130V192H132ZM139 191H140V189L138 190V192H139ZM148 191H149V190H148ZM148 191L146 190V192H148ZM169 191H170V190H169ZM219 191H221V193H220ZM227 191H229V192H227ZM231 191H233V192H231ZM243 191H244V194H243ZM135 192H137V191H135ZM135 192H134V193H135ZM156 192H158V191H156ZM170 192H171V191H170ZM189 192H191V194H190ZM199 192H200V195L203 196V197L201 196V198H203V199H201V200H203L204 206H202V205H203L202 201L198 200V198L200 199ZM206 192L204 193L205 196H206ZM222 192L225 193V195H223L224 197H225L226 195H228V196H230L231 198L228 197V196H226V198L228 197L227 199H226V198H223V199H222V197H223V196H221V195L223 194ZM226 192H227V193H226ZM234 192H235V193L237 192L236 195H238V196L235 197V193H234ZM241 192H242L243 195L241 194ZM247 192H248V193H247ZM140 193H143V191H140ZM150 193H151V191L149 192V194H148V193H147V194L150 195ZM163 193H164V192H163ZM163 193H162V194H163ZM166 193H167V191H166ZM168 193H169V192H168ZM230 193H231V195H232L233 197H232L231 195H229ZM232 193H234V194H232ZM239 193L241 194L240 196H239ZM144 194L146 195V193H144ZM144 194H143V195L140 194V195H142L143 197H145ZM158 194H160V193H158ZM188 194H190V195H195V196L190 197ZM252 194L255 195L254 193H252ZM252 194H251V192H250L248 195L252 198V197H253ZM125 195H126V194H125ZM125 195H124V196H125ZM136 195H137V194H135L134 196H136ZM148 195H146V196L151 198V196H148ZM152 195H153V193H152ZM160 195H161V194H160ZM180 195H181V196H180ZM197 195H199L198 198H197ZM215 195H214V197H213V196L209 195V192H208V193H207V196H208V197L206 196V197H207V200L209 199V201L212 200V201L214 202L215 199L213 200L212 198H217V197H218V195H217L216 197H215ZM128 196H129V195H128ZM156 196H157V195H156ZM172 196H173V195H172ZM172 196H171V197H172ZM220 196H221V197H220ZM132 197H133V196H132ZM163 197H164V196H163ZM166 197H167V196H166ZM166 197H165V198H166ZM173 197H174V196H173ZM176 197H177V195H176ZM189 197H190V198H189ZM193 197H194V198H197V199H195L196 201H198L199 203H202V205H201L202 209H200V210H202V211H201L200 213H198V212L200 211L199 209H198V210H199L198 212L194 211V209L196 210V208H197L196 205H198V207H199L200 204H198V202H197V203L195 202L194 204H196V205L194 206V204L192 205V202H194V201H191V203H190V201H189V200H194ZM210 197H211V199H210ZM234 197H235V198H238L239 201H238V200H235V201H238V202H234V199L232 200V198H234ZM239 197H240L241 199H240ZM128 198H129V197H128ZM156 198H157V197H156ZM168 198H169V197H168ZM174 198H175V197H174ZM185 198H187V200H185ZM188 198H189V199H188ZM192 198H193V199H192ZM138 199H140V197H139ZM151 199H152V198H151ZM151 199H148V200L150 201ZM153 199H154V198H153ZM183 199H182V200H183ZM221 199H222V200H221ZM224 199H226V200H224ZM245 199H246V198H245ZM125 200H126V199H125ZM128 200H129V199H128ZM135 200L137 201V198H135ZM140 200H141V199H140ZM146 200H147V199H146ZM146 200H144V201H146ZM205 200H206V198H205ZM227 200H229V202H228ZM243 200H244V199H243ZM243 200H242V201H243ZM246 200H248V198H247ZM250 200H251V199H250ZM130 201H131V200H130ZM136 201H135V202H136ZM152 201H153V200H152ZM154 201H157L156 203H160V202H158L157 199L154 200ZM154 201H153V202H154ZM209 201H208L207 203H209ZM212 201H211V202H212ZM218 201H219L220 203H222V202H223V203H224V202H227V203H224L225 205L221 204V205H223V206H221V207L219 208V207H218V205H219V202H218ZM221 201H222V202H221ZM231 201H233V202H231ZM248 201H249V200H248ZM252 201H255V200H252ZM133 202H134V199H133ZM150 202H151V201H150ZM171 202H172V201H171ZM180 202H182V201L180 200L179 203H180ZM213 202H212V204H209L210 207L213 205ZM243 202H245V201H243ZM249 202H250V201H249ZM131 203H132V202H131ZM137 203H138V201H137ZM137 203L135 204V206H137ZM146 203H147V202H146ZM185 203H187V202H184V205H183L184 207H183V208H185V206H187ZM232 203H237V205L235 206V204H232ZM263 203H264V202H263ZM132 204H133V203H132ZM148 204H149V203H148ZM253 204H254V203H253ZM158 205H159V204H158ZM158 205L155 204V206H156V208H157V211H158V208H160V206H158ZM173 205H174V204H173ZM179 205H180V204H179ZM207 205H208V204H207ZM209 205L206 206V207H209ZM231 205H232V206H231ZM248 205H249V206H247V207H250V205H252V204H248ZM254 205H256V204H254ZM131 206H134V205H131ZM174 206H175V205H174ZM189 206H187V208H188ZM137 207H138V206H137ZM194 207H196V208H194ZM203 207H204V208H203ZM210 207H209V208H210ZM212 207L214 208V206H212ZM212 207H211V208H212ZM232 207H233V208L236 207V208L233 209ZM247 207H246V208H247ZM190 208H189V209H190ZM192 208H191V209H192ZM199 208H200V207H199ZM209 208H208V213H207V211L205 210V211H206V215L204 214L205 211H204V213H201V214L204 215V216L210 217V216H208V215H209L210 213H212L211 216H213V212H212V211H213V210H212L213 208L210 209V210H211L210 213H209ZM218 208H219V209H218ZM228 208H222V209H225V210H227V212H229ZM160 209L163 211V213H161V212H162L161 210H160L161 212L158 211L159 213H161L160 215H164V214L167 215V218H163V221H164V220H168V221H167L168 224L166 223V221H164V222L166 223V224H165L166 226H165V228H164V227H161L162 225H164V223H161V222H163V221L160 219L161 221H160L159 223L162 224V225L160 226V229H161V228H164V229H162L163 232H165L164 230L167 229V230L169 231L168 234L170 233V235L172 234L171 232H174V233H175L176 230H175V229H171L172 227L170 226V225H171V222L173 223L172 225L175 224V223L173 222L174 217H173V220L171 221V218H170V219L168 218V214H169L168 211L165 209V211H167L168 214L165 213V211H164V209H163V206H162ZM189 209H188V210H189ZM217 209H218V210H217ZM231 209H233V210L236 212L235 216L232 215L234 219H233L232 216L230 215V214H233V213H232L233 210L231 211ZM239 209H241V208H238V210H239ZM252 209H253V208H251V210H252ZM168 210H169V209H168ZM188 210H187V211H188ZM169 211H170V210H169ZM180 211H182V210L180 209ZM185 211H186V210H185ZM189 211H190V210H189ZM191 211H192V210H191ZM234 211H233V212H234ZM240 211H241V210H240ZM255 211H254V212H255ZM258 211H257V212H258ZM262 211H263V212H262ZM158 212H157V213H158ZM193 212H192V214H193ZM159 213H158V214H159ZM183 213H184V212H182V214H183ZM186 213H187V212H185L184 214H186ZM190 213H191V212H190ZM190 213H189V214H190ZM243 213H244V215H242ZM247 213L250 214V215H252V216L250 217V215H248ZM184 214H183V215H184ZM192 214H191V215H192ZM201 214H200V217H201ZM246 214L248 215L249 218H248L247 216L245 217ZM160 215H159V216H160ZM166 215H165V216H166ZM186 215H187V214H186ZM228 215H229V216H228ZM236 215H237V217H236ZM238 215H239V216L242 215L241 218H240ZM261 215H262V214H261ZM261 215H260V217H261V219H262V216H261ZM159 216H157V217L159 218ZM214 216L212 217V222H213V219H214V221H215V217H214ZM157 217L155 216L156 222H158V220H159V219H157ZM162 217H163V216H162ZM169 217H171V216H169ZM176 217H177V216H176ZM180 217H181V216H180ZM193 217H194V216H193ZM202 217H203V216H202ZM202 217H201V218H202ZM207 217H205L206 219H205L204 217H203L204 219H201V218H199L200 220H199V219H196L197 221L199 220V221H198L199 224H198L197 222L195 223V224L197 225V226L194 225V227H196V228H195V232H196V229H197V230H199V231H197V233H198V232L201 233V228H202V230L204 229L203 232H206V231L208 230L207 228H210V230H208L206 233H208L209 231L212 233V231H213L214 233H213V234L210 233L211 235H214V236H217L218 234L220 235V233H221V229H220V228L217 229V227H215L216 224H215V225H214V223H213V224H212V223L206 224V223H208V222H211V220H210L211 217H210L209 219H208ZM230 217H231V219L234 220V221L232 220L233 222H231ZM242 217H243V218H242ZM185 218H186V217H185ZM196 218H197V215H196ZM228 218H229V219H228ZM238 218H239L240 220H237ZM263 218H264V217H263ZM177 219H178V218H177ZM192 219H193V218H192V216H191V220H192ZM194 219H195V218H194ZM250 219H251V220H250ZM256 219H257V218H256ZM169 220H170V221H169ZM185 220H186V219H185ZM201 220H203L202 223H200ZM204 220H207V222H205ZM208 220H210V221H208ZM228 220H230V221H228ZM235 220H237V221H235ZM262 220H264V219H262ZM187 221H188V220H187ZM156 222H155V223H156ZM188 222H189V221H188ZM204 222H205V224H204ZM234 222H235V224L233 225L232 223H234ZM169 223H170V225H169ZM240 223H241V224L244 223V224L241 225ZM263 223H264V221H263ZM263 223H262V224H263ZM202 224H203V226L200 228V226H201ZM211 224H212L214 227H213ZM229 224H230V225L232 224V225L230 226ZM251 224H250V225H251ZM167 225H168L169 227H168ZM190 225H191V222H190ZM199 225H200V226H199ZM206 225H207V226H206ZM210 225H211L212 227H211ZM219 225H220V226H219ZM239 225H240V226H239ZM250 225H249V226H250ZM254 225H255V226H254ZM181 226H182V224H181ZM188 226H189V224H188ZM198 226H199V229L197 228ZM208 226H210V227H208ZM241 226H242V227H241ZM260 226H261V225H260ZM260 226H259V227H260ZM174 227H175V226H174ZM178 227H179V226H178ZM204 227H206L207 230H206ZM240 227H241V228H240ZM243 227H244V228H243ZM253 227H252V228H253ZM182 228H183V229H182ZM212 228L216 229L218 232L214 231V229H212ZM242 228H243V230H242ZM248 228H249V227H248ZM261 228H262V229H261ZM169 229H171L172 231L169 230ZM176 229H177V228H176ZM185 229H186V228H184L183 226L181 227V229H180V227H179V231L182 230L181 232H183V230L185 231ZM246 229H247V228H246ZM250 229H251V228H250ZM259 229L262 230L261 233L263 232V234H264V230H263L264 227H260ZM167 230H166V231H167ZM173 230H174V231H173ZM186 230H187V229H186ZM189 230H190V229H189ZM191 230H192V229H191ZM191 230H190V231H191ZM211 230H212V231H211ZM248 230H249V229H248ZM260 230H259V232H260ZM170 231H171V232H170ZM177 231H178V229H177ZM187 231H188V230H187ZM187 231H186V232H187ZM193 231H194V230H192V232H193ZM228 231H229V232H228ZM234 231H235V230H234ZM234 231H233V232H234ZM253 231H254V230H253ZM256 231H258V230H256ZM186 232H185V234H187ZM188 232H189V231H188ZM223 232H222V233H223ZM227 232H228V233H227ZM251 232H252V231H251ZM259 232H258V233H259ZM165 233H167V232H165ZM174 233H173V234H174ZM190 233H191V232H190ZM216 233H217V235H215ZM243 233H244V231H243ZM245 233L247 234L248 232H246V230H245ZM245 233H244V234H245ZM256 233H257V232H256ZM258 233H257V234H258ZM261 233H259L260 236L263 235V234L261 235ZM176 234H177V232H176ZM185 234H184V232H183V237H185V236L188 237L187 235H188L189 233H188L187 235H185ZM193 234H194V233H193ZM201 234H203V233H201ZM231 234H232V231H231ZM244 234H243V236H244ZM251 234H252V233H251ZM257 234H256V235H257ZM259 234H258V235H259ZM181 235H182V233H181L180 235L178 234L177 236H180V237H181ZM194 235H196V234H194ZM194 235H193V236H194ZM198 235H199V234H198ZM219 235H218V236H219ZM247 235H248V234H247ZM247 235H245V238H247V237H248V238H249V237H252V236H247ZM249 235H250V233H249ZM254 235H255V234H254ZM254 235H253V237H254ZM204 236H205V233H204ZM204 236H203V237H204ZM218 236H217V237H214V238H216V241L218 240V239H217ZM228 236H229V235H228ZM233 236H234V235H233ZM239 236H240V238L243 237V236L241 237L240 234H239ZM172 237H173V236H172ZM201 237H202V235H201ZM201 237L199 236V239H200ZM207 237H208V235H207ZM209 237H210V236H209ZM226 237H227V236H226ZM234 237H235V236H234ZM236 237H237V236H236ZM253 237H252V238H253ZM263 237H264V235H263ZM263 237L260 238V240L262 239V241H264V240H263V239H264ZM176 238H177V237H176ZM210 238H211V237H210ZM210 238H207V239L210 240ZM229 238H230V237H229ZM231 238H232V235H231ZM245 238H244V239H245ZM255 238H256V237H255ZM255 238H253V240H254ZM180 239H182V237H181ZM183 239L185 240L186 238H183ZM192 239H193V238H192ZM234 239H235V238H234ZM193 240H194V239H193ZM195 240H197V237L195 238ZM202 240H203V242H204V239H202ZM211 240H212V238H211ZM213 240H214V239H213ZM226 240H227V239H226ZM247 240H248V239H247ZM247 240L245 239L244 241L246 242ZM197 241H198V240H197ZM216 241H214V242H216ZM220 241H221V242H220ZM232 241H233V240H232ZM240 241H241V240H240ZM209 242H210V241H209ZM218 242H220V244H222V243L224 242V240H223V241H222V240H219V241H217V243H218ZM226 242H228V241H226ZM229 242H230V240H229ZM247 242H248V241H247ZM258 242H259V241H258ZM260 242H261V241H260ZM176 243H177V242H176ZM182 243H183V246H182L181 244H179L180 246L177 244L178 247L176 246V244H175V246L177 247V250L180 251V252L184 249V252H183V251H182L183 253L181 252V253L183 254V256H184V253H186L185 251L188 252V250L191 249V248L187 249L186 247H189L190 245L187 246L186 244H184V241H183ZM199 243H200V241H199ZM201 243H202V242H201ZM207 243H208V242H207ZM237 243H239V242H237ZM240 243H241V242H240ZM240 243H239V244H240ZM248 243H251V242L249 241ZM255 243H256V240H255ZM205 244H206V243H205ZM205 244H204V245H205ZM229 244H232V243L230 242ZM239 244H237V245L239 246ZM243 244H245V243H242V244H241L242 247L239 246V247H240V251H241V250H242V251L246 250L245 252H247V253H249V252H251V251H252V253H255V252L257 251L256 249H255V251H254V250H251L252 247H251L250 245H249V246H250L251 248H246V249L243 250L244 246L248 245V244H245V245H243ZM257 244H258V243H256V245L254 246V248H256ZM184 245H185L186 247H184ZM213 245H214V244H213ZM215 245H216V244H215ZM225 245H226V246H225ZM235 245H236V244H235ZM251 245L253 246L252 243H251ZM181 246H182L183 249L181 248V250H179L178 248H180ZM193 246H196V245L194 244ZM216 246H217V245H216ZM222 246H224V248H227L226 250L229 249V247L227 246V243L225 244V242H224V245H222ZM222 246H221V247H222ZM232 246H233V245H232ZM258 246H259V245H258ZM171 247H172V246H171ZM176 247H174V245H173L172 248H174V249H172V248L169 247V250L175 251V248H176ZM190 247H192V245H191ZM185 248H186V249H185ZM196 248H199V247H196ZM262 248H263V247H262ZM167 249H168V248H167ZM167 249H166V250H167ZM192 249H193V247H192ZM192 249H191V250H192ZM194 249H195V248H194ZM199 249H201V248H199ZM231 249H232V248H230V250H231ZM234 249H235V248L233 247L232 251H233ZM248 249H249V250H248ZM252 249H253V248H252ZM257 249H260V247L257 248ZM166 250H165V251H166ZM169 250H168V251H169ZM177 250H176V251H177ZM195 250H196V249H195ZM202 250H205V248L202 249ZM250 250H251V251H250ZM168 251H167V253H165V252H164V253H165L166 256H168L169 260H172V258H170V257H171V255L173 254V252L170 254V257H169V252H168ZM176 251H175V252H176ZM198 251H200V254L196 255L198 258L201 257L200 255H202V256H204V258H205L206 256H209V258L212 259L213 261L217 260V257H215V256L218 255V252H217L216 250H215V253L217 252V254H214V253H213L214 255L211 254V251H208V250H205V251H207V252H205V254H204V252H202L201 250H198ZM223 251H224V250H223ZM240 251L236 250L235 253L240 252ZM258 251H259V250H258ZM175 252H174V253H175ZM180 252H176V253H180ZM191 252H192V251H191ZM209 252H210L211 257H210V255L208 254ZM225 252H226V251H225ZM225 252H224V253H225ZM263 252H264V251H263ZM176 253H175V254H176ZM196 253H198V252H196ZM252 253H251V254H252ZM167 254H168V255H167ZM175 254H174V255H175ZM191 254H192V253H190V256H191ZM194 254H195V253H193L191 257H190V256H188V257H189V258H193ZM240 254H241V253H240ZM259 254H260V253H259ZM174 255H173V256H174ZM177 255L179 256V254H177ZM177 255H176V256H177ZM185 255H187V253H186ZM188 255H189V253H188ZM173 256H172V257H173ZM199 256H200V257H199ZM222 256H223V255H222ZM174 257H175V256H174ZM194 257H195V256H194ZM213 257H215V258L213 259ZM202 258H203V257H201V259H202ZM209 258L206 257V258H205L206 260L203 259V260L205 261V264H208V263H209V264H213V263H211V262H213L212 260H210L211 262H208V261H207V260H209ZM174 259H175V258H174ZM194 259H196V258H193L194 263H197ZM203 260H200V261L203 262ZM219 260H221V259H219ZM173 261H174V260H172V262H173ZM191 261H192V260H191ZM193 261H192V263H193ZM206 261H207L208 263H206ZM217 261H218V260H217ZM217 261H216V262H217ZM221 261H222V260H221ZM221 261H220V262L218 261V263H219V264H220V263H221V264L224 263V261H223V262H221ZM198 262H199V261H198ZM173 263H174V262H173ZM192 263H190V264H192ZM194 263H193V264H194ZM218 263H215V262H214V264H218ZM199 264H200V263H199ZM203 264H204V262H203Z\"/></svg>",
    "mask_w": 264,
    "mask_h": 264
},
{
    "label": "clouds",
    "instance_id": "clouds-1",
    "mask_svg": "<svg viewBox=\"0 0 264 264\" xmlns=\"http://www.w3.org/2000/svg\"><path fill=\"white\" fill-rule=\"evenodd\" d=\"M33 199V204L25 209L32 216V226L24 225L20 218L22 211L16 209L9 224L5 225L3 219L0 218V243L10 245L18 237L24 236L25 247H28L32 243V233L37 232L41 255L33 259L30 264H61L71 247L74 222L66 212L49 206L38 195ZM3 200L7 204L9 198L4 196ZM218 239L225 240L226 234L221 233ZM220 259L224 261V264H264V259L251 253L230 254Z\"/></svg>",
    "mask_w": 264,
    "mask_h": 264
}]
</instances>
